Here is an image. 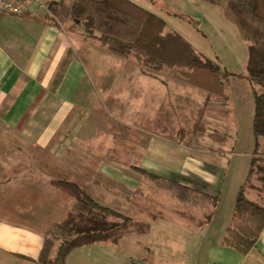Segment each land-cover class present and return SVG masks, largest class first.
Returning a JSON list of instances; mask_svg holds the SVG:
<instances>
[{"label":"crops","instance_id":"0c3cea01","mask_svg":"<svg viewBox=\"0 0 264 264\" xmlns=\"http://www.w3.org/2000/svg\"><path fill=\"white\" fill-rule=\"evenodd\" d=\"M38 11L31 8L24 16L4 14L0 18V264H38L45 232L71 212L74 200L51 185L53 180L75 182L98 204L135 220L165 221L174 215L183 228L173 231L163 226L154 231L151 223L152 232L162 238L160 244L146 240L150 232L131 234L118 248L94 244L77 249L66 264H264V229L248 254L223 246L241 186L239 178L229 189L226 220L218 224L223 205L218 193L225 187L227 171L224 160L200 149L208 159L201 166L182 150L190 138L186 133L180 140L182 119L195 125L203 110L197 101L193 109L190 71L146 69L132 58L112 54L99 41L86 37L80 27L42 22L39 19L45 14ZM243 82H248L244 93L252 95L254 103L258 86ZM42 92V100L19 129L21 119ZM230 101V96L215 98L203 117L208 130L196 136L221 143L220 129L211 120L222 117L216 110L223 112ZM246 103L240 106L244 110L249 109ZM99 105L119 110L121 120H127L125 125L134 127L131 130L152 136L141 155L132 154L140 161L136 167L169 178L181 177L191 187L220 197L209 223L208 210L180 202L177 207L166 203L151 209L145 203V190L139 188L136 193L140 184L132 168L135 165L123 164L116 148L104 144L117 143V134L96 129L100 115H91L100 111ZM249 116L248 146L252 151L255 142L249 121L254 114ZM177 125L178 143L167 136ZM99 145L100 150L96 149ZM186 170L192 178H182Z\"/></svg>","mask_w":264,"mask_h":264},{"label":"trees","instance_id":"16d2710c","mask_svg":"<svg viewBox=\"0 0 264 264\" xmlns=\"http://www.w3.org/2000/svg\"><path fill=\"white\" fill-rule=\"evenodd\" d=\"M201 1L223 6L226 17L242 31L251 34L246 78L260 87L259 91L253 92L252 134L255 143L249 173L238 191L232 221L223 240V246L244 255L255 247L264 229V204L246 197L247 190L257 191L261 197L264 195V0ZM3 15L0 14V18ZM39 20L80 27L86 37L99 41L112 54L125 59L135 58L144 68L152 71L165 68L189 70L190 83L208 93L201 117L194 125L195 135L207 130L202 119L214 105L215 98H228L224 81L226 75L211 61L203 60L183 37L167 33L165 22L160 17L133 0L52 1L48 13ZM43 95L42 92L27 110L18 125L19 129L27 123ZM183 136L182 131V141ZM132 168L186 207L208 210L206 224L211 221L220 201L219 196L193 188L181 177L169 178L140 167ZM254 180H258L261 186H256ZM50 184L71 197L74 205L65 219L45 232L38 264H66L73 251L94 244L118 248L128 235L145 234L151 229V223L147 221L135 220L98 204L75 182L53 180ZM108 217H114L119 222L108 221Z\"/></svg>","mask_w":264,"mask_h":264},{"label":"rangeland","instance_id":"374dc122","mask_svg":"<svg viewBox=\"0 0 264 264\" xmlns=\"http://www.w3.org/2000/svg\"><path fill=\"white\" fill-rule=\"evenodd\" d=\"M133 2L160 17L165 22V31L167 33H176L183 37L203 60L211 61L220 69L221 73L226 75L227 79H224L226 84V95L227 97L230 96L231 101L223 110V112L221 108H218L220 110H216L217 114H223L222 117L216 120H211L212 124H214L213 127L220 129L218 130L220 131V134H217V132H215V134L220 135L221 143L208 142L206 136L198 137L196 136L197 134L193 139L192 129H194V125L190 124L191 121L188 122L183 118L184 120L182 119L180 125L184 129V134L188 133V137H190L188 142H185V144H183L182 148L185 155H188L190 157L189 159L194 160V162L198 161L197 164L199 163L201 166H205L208 159L207 157L205 158L200 154V149H203L205 152L216 154L218 155V157H220L221 159L223 158L224 160V166H226L227 170L225 174L226 181L224 189L221 188V191H219L218 193L223 196V205L220 209L217 222L218 224L222 222L224 223V220H226L229 189L230 187H232V183L236 181V178H239V185H243V183L246 181L249 173L250 160L254 149L253 146V148L251 149L252 151L249 150V128L246 121L249 119L246 118L248 114L251 115L249 116L250 118H252L254 114V103L252 101V95L249 96L244 93L245 87L249 85L248 82H243L248 81V79L246 78L247 61L251 34L242 31L235 22L227 18L223 6L212 5L201 0H133ZM31 8L36 9L37 7L36 5H32ZM48 11L49 8L48 10H39L38 13L44 15L47 14ZM68 26L72 27L71 25ZM64 27L67 26L65 25ZM132 59L136 61L135 58ZM136 64L141 65L138 61H136ZM178 71L185 70L178 69ZM189 84L188 87L192 89L193 94L190 96L191 98H188L193 101V109L195 107L196 101L204 107V103L208 97L207 91L191 84L190 79ZM259 90L260 87L258 86V91ZM220 98L225 99L223 97ZM243 103L248 104L247 107L249 109H242L240 106ZM99 110L100 111H97V114L91 115L92 117H99L100 115V119H98L99 126H97L96 129L101 130L100 132L104 134L116 133L118 138L117 143L113 141V143L106 142L104 144L106 146L113 145V148H116L119 160H122L124 162L123 164L129 165L130 163H132L135 166H139L140 161L136 157L141 155L143 150H146L147 145L150 141V137L152 136L145 132H139V135L138 130H131L134 127L125 125L127 123V120H121V116L118 115L119 110L114 112L113 110L107 109L105 106H102L100 108V105ZM246 110L249 111L247 112ZM88 115L90 116V114ZM249 122L252 126V121ZM202 124L207 129V125H205L204 119H202ZM139 125H141L142 128L143 126H145L143 125V121L140 122ZM180 126H174L175 132H167L169 134L167 136L170 137V140H172L173 142H179V136L177 135V133L180 130ZM92 127L95 126L93 125ZM166 129L168 128L166 127ZM207 130L205 132H207ZM92 132L94 133V131ZM212 133L214 132L211 131L210 134ZM250 136L254 137L253 134H251ZM130 137L132 140L130 139ZM225 138L226 145L224 146L223 139ZM158 141L162 140L159 139ZM100 148L102 149L101 145H99V147L96 149L100 150ZM212 148L216 149L217 151H213V153ZM177 149L179 150L180 148ZM132 154H137V156L135 158H132ZM136 173L138 175L137 183L140 184L138 185L140 187H136V193L139 194V188L145 190L146 196L143 199L145 203L151 206V209H156L159 207V205L166 203H174L173 205L175 207H177V205H181L178 203L179 201L175 200L167 192L159 189L153 182L146 179L142 174L138 172ZM187 177L192 178V175L186 170V172H184V174L182 175V178ZM254 184L258 187L261 186V183L258 180H254ZM246 192L250 193V200H256L257 202L264 204V195L261 197L259 196L257 191L252 190H247ZM141 197L142 196L137 195L136 199H141ZM107 220L119 222V220L114 217H108ZM148 222L153 223L154 231L161 229L163 226H167L173 231L183 229L182 227H179L178 218H176L174 215L171 217V220L163 221L159 218L155 221L153 219H150ZM152 231L153 228L151 224V229L149 231L150 233L148 232L149 234L147 235L146 240L150 243L153 242L155 245L160 244V240H162V238L158 237L155 232ZM140 239L142 240L143 238ZM121 246L128 249L127 244H123Z\"/></svg>","mask_w":264,"mask_h":264},{"label":"built area","instance_id":"2783aa9c","mask_svg":"<svg viewBox=\"0 0 264 264\" xmlns=\"http://www.w3.org/2000/svg\"><path fill=\"white\" fill-rule=\"evenodd\" d=\"M52 0H0V14L21 16L36 5L37 10H48ZM59 1V0H58Z\"/></svg>","mask_w":264,"mask_h":264}]
</instances>
